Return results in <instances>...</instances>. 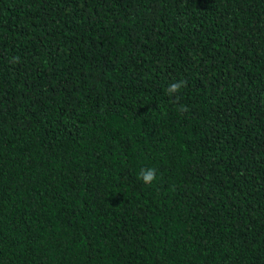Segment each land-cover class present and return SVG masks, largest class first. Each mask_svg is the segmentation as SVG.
Instances as JSON below:
<instances>
[{
	"label": "trees",
	"instance_id": "obj_1",
	"mask_svg": "<svg viewBox=\"0 0 264 264\" xmlns=\"http://www.w3.org/2000/svg\"><path fill=\"white\" fill-rule=\"evenodd\" d=\"M0 264H264V0H0Z\"/></svg>",
	"mask_w": 264,
	"mask_h": 264
},
{
	"label": "clouds",
	"instance_id": "obj_2",
	"mask_svg": "<svg viewBox=\"0 0 264 264\" xmlns=\"http://www.w3.org/2000/svg\"><path fill=\"white\" fill-rule=\"evenodd\" d=\"M18 57L13 58V62L18 61ZM186 86V82L184 80H177L172 83H170L166 89L167 94L169 96H175L177 93L180 92V90ZM181 112H187L188 108L185 105H179L178 108ZM157 170L155 168H147V169H141L139 173V179H141L145 184L151 185L154 181L157 179Z\"/></svg>",
	"mask_w": 264,
	"mask_h": 264
}]
</instances>
